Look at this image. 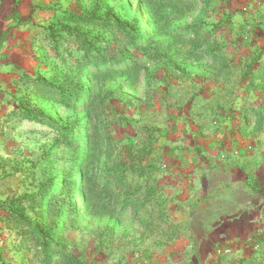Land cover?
Here are the masks:
<instances>
[{
	"label": "rangeland",
	"instance_id": "1",
	"mask_svg": "<svg viewBox=\"0 0 264 264\" xmlns=\"http://www.w3.org/2000/svg\"><path fill=\"white\" fill-rule=\"evenodd\" d=\"M108 9L127 38L82 30L121 62L80 71L75 44H38L54 19ZM63 131L79 143L68 164ZM201 245L264 264V0H0V264H201Z\"/></svg>",
	"mask_w": 264,
	"mask_h": 264
},
{
	"label": "trees",
	"instance_id": "2",
	"mask_svg": "<svg viewBox=\"0 0 264 264\" xmlns=\"http://www.w3.org/2000/svg\"><path fill=\"white\" fill-rule=\"evenodd\" d=\"M92 16L93 15L85 16L72 14L67 16L63 15L62 17L57 18V20L54 19V22L44 27L41 41L38 44L42 46H48L55 52H58L60 49L66 50L69 48V46H73L75 44L77 49L81 50L82 53H84L81 58L76 62V69L80 71L83 70L84 65L88 62V60H98L106 55L110 58L116 59V61L118 62H121L123 60L124 55L123 53H118L117 51L104 50L100 53L98 52L95 56L92 55V42H88V40L85 38L86 36L82 29L90 26L92 20V24H94L96 28L101 27L103 28V30H107L109 26H116V28H119V30L121 31L122 38L125 39L127 38V33L124 32V30L126 29V27H129V23L120 19L115 13H113L109 9L104 14L103 19H95L94 17L92 18ZM174 69L179 71L180 73H184L183 69L178 65H175ZM56 75H58V73H56ZM75 76L77 77V74H75ZM74 81L75 79L72 76H64L61 80L62 85L60 86V100L70 108H76L78 106V101L76 100L75 95L81 92L80 89H78L80 86L78 78L75 82ZM40 82L45 83V81L43 80H41ZM16 115L20 119H25L27 121H34L38 123H43L46 119V116L40 109H37L31 104L25 102H19V111L16 113ZM62 133L64 136L63 141L65 143V153L72 150V154H64L65 157H68V159H65L68 164L69 161L73 162L77 160L79 143L74 137L71 136V133L69 131H63ZM70 142H72V145H70ZM75 165L76 163H73V166ZM74 174L75 171L73 172V174L68 173L63 182V188L69 190V215L76 214V201H74L75 196L73 183V180L75 179ZM39 194L41 193L31 194L33 201L36 200ZM9 207L13 210V212L17 215L18 218L24 216V214L21 211L17 210L16 207L11 205H9ZM33 227L41 237L49 238V234L45 230L39 227Z\"/></svg>",
	"mask_w": 264,
	"mask_h": 264
},
{
	"label": "crops",
	"instance_id": "3",
	"mask_svg": "<svg viewBox=\"0 0 264 264\" xmlns=\"http://www.w3.org/2000/svg\"><path fill=\"white\" fill-rule=\"evenodd\" d=\"M205 246L206 245H201V247H205ZM205 252H207V254L203 255V261L201 264H232V262L229 261V257L226 260H222L219 262H217V259H211L213 258V256L209 254L212 253L211 247H209V245L205 247ZM243 262H244L243 264H261L257 262L255 259L251 258V255H247L246 260H244Z\"/></svg>",
	"mask_w": 264,
	"mask_h": 264
},
{
	"label": "bare ground",
	"instance_id": "4",
	"mask_svg": "<svg viewBox=\"0 0 264 264\" xmlns=\"http://www.w3.org/2000/svg\"><path fill=\"white\" fill-rule=\"evenodd\" d=\"M79 196V195H78ZM75 197H76V195H75ZM74 197V201H77V203L79 204L80 203V198L79 197H77L78 198V200H77V198H75ZM79 206V205H78Z\"/></svg>",
	"mask_w": 264,
	"mask_h": 264
}]
</instances>
